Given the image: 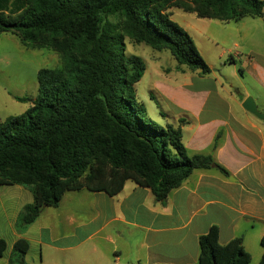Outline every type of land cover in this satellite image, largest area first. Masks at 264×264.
Masks as SVG:
<instances>
[{"label": "trees", "instance_id": "1", "mask_svg": "<svg viewBox=\"0 0 264 264\" xmlns=\"http://www.w3.org/2000/svg\"><path fill=\"white\" fill-rule=\"evenodd\" d=\"M171 1L221 22L262 17L264 10V0H0V34L15 36L26 48L53 50L62 60L60 68L37 72L33 99L13 96L30 102L26 111L0 122V186L20 185L33 196L16 221L18 233L45 207H57L66 192L113 197L131 180L164 204L194 170L226 174L211 155L187 154L181 128L148 117L136 89L144 65L125 56L111 20L119 16L127 37L168 50L180 66L206 76L211 70L197 45L167 11ZM198 244L197 264L251 262L241 238L219 243L216 226ZM260 246L258 264H264V236ZM6 249L0 238V257ZM28 249L26 240H17L8 263L25 264Z\"/></svg>", "mask_w": 264, "mask_h": 264}, {"label": "crops", "instance_id": "2", "mask_svg": "<svg viewBox=\"0 0 264 264\" xmlns=\"http://www.w3.org/2000/svg\"><path fill=\"white\" fill-rule=\"evenodd\" d=\"M237 23L239 84L225 89L220 84L218 89L217 80L198 76V85H183L186 101L171 102V115L161 109L164 121L149 117L159 126L181 128L187 154L211 155L226 174L217 168L194 170L164 204L131 180L113 197L85 189L66 192L57 207H45L22 233L15 224L33 196L20 185L0 186V238L7 244L0 264H9L19 239L29 244L25 264H197L199 237L212 226L219 230L221 245L241 238L251 261L259 263L263 250L258 245L264 236V119L245 111L242 104L250 97L264 115V45L258 46L264 10L262 17Z\"/></svg>", "mask_w": 264, "mask_h": 264}, {"label": "rangeland", "instance_id": "3", "mask_svg": "<svg viewBox=\"0 0 264 264\" xmlns=\"http://www.w3.org/2000/svg\"><path fill=\"white\" fill-rule=\"evenodd\" d=\"M167 11L172 15L171 19L194 40L201 56L210 67V74L200 76L197 71L192 72L187 67L180 66L168 50H156L127 37L124 34L123 20L119 16L111 17L121 36L125 56L135 57L144 65L145 72L136 86L137 95L148 117H154L156 122L164 121L160 114L161 109L171 115V102L175 104L178 100H187L183 85H198V76L217 80L218 89H221L220 84L224 86L223 89L227 85L239 84V39L234 30L239 27V23L232 22L226 26L217 20L199 18L195 13L184 12L176 1L168 4ZM258 38V46L263 47L264 24H260ZM61 66V56L57 52L26 48L15 36L0 34V119L19 116L26 111L30 102H18L13 96L33 99L37 95V72L40 69ZM156 84L161 89L158 90ZM162 89L168 100L161 95ZM151 96L153 99H150ZM249 264L257 262L254 260Z\"/></svg>", "mask_w": 264, "mask_h": 264}, {"label": "water", "instance_id": "4", "mask_svg": "<svg viewBox=\"0 0 264 264\" xmlns=\"http://www.w3.org/2000/svg\"><path fill=\"white\" fill-rule=\"evenodd\" d=\"M242 107L245 111L249 112L258 119H264V115L259 113L257 106L255 105L252 98L248 97L247 99H245V101L242 104Z\"/></svg>", "mask_w": 264, "mask_h": 264}]
</instances>
